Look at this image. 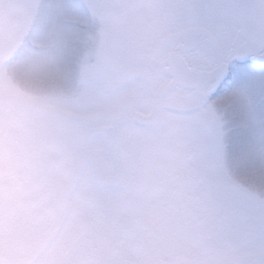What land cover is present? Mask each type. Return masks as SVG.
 Listing matches in <instances>:
<instances>
[{
    "label": "rangeland",
    "instance_id": "374dc122",
    "mask_svg": "<svg viewBox=\"0 0 264 264\" xmlns=\"http://www.w3.org/2000/svg\"><path fill=\"white\" fill-rule=\"evenodd\" d=\"M29 1L35 57L22 66L27 83L58 95V108L91 129L132 99L131 109L152 116L146 105L154 104L158 112L137 132L140 147L87 152L57 212L23 159L0 161V264H181L183 254L188 264H226L223 248L264 242V69L231 57L219 96L191 94L171 85L164 61L174 46L157 22L129 24L150 53L130 72L109 56L108 0ZM127 2L125 15L141 14L137 0ZM220 42L213 52L203 42L187 63L218 67L234 48ZM17 184L30 189L15 196Z\"/></svg>",
    "mask_w": 264,
    "mask_h": 264
},
{
    "label": "flooded vegetation",
    "instance_id": "af4514ba",
    "mask_svg": "<svg viewBox=\"0 0 264 264\" xmlns=\"http://www.w3.org/2000/svg\"><path fill=\"white\" fill-rule=\"evenodd\" d=\"M125 1L108 0L104 5L108 18L105 26L108 27V35H112L109 56L115 59L117 67H121L125 71L131 72L145 65L147 60L150 61V56H148L150 53L143 46L148 44L146 38L141 36L142 32H139L137 36L131 31L130 23L154 21L157 22L159 28L158 34L169 33V44L174 47L165 59V65L170 54L182 55L188 64L187 57L196 54L198 49H201L203 42L210 45L212 52L219 51L220 40L234 47L228 59L221 62L229 64L228 61L231 57L235 59V51L246 43L244 36L239 31L240 0H137L134 8L141 12L138 16L125 15L128 14L126 9L131 8L130 4ZM260 1V3L251 4V7L260 4L263 14L264 1ZM30 5L31 1L29 0H0V161L23 159L24 172L28 174L32 182L39 178L42 179L43 191L48 194L50 200L49 209L57 212L62 201L66 199L74 186L72 180L77 178L76 174L80 172L87 152L120 149L123 154L126 148L140 147L138 142H141V138L137 132L145 127H151L158 111L154 104L153 106L146 105L149 109L152 108V116L131 109L132 99L103 117V120L95 121V124L102 125L99 129H91L89 125H92V122L90 120L76 121L64 111V107L58 108V95L49 91H39L33 80L27 83L24 78L26 72L22 66L35 57L34 43L32 42L33 11ZM88 7L90 12H98L96 5L89 4ZM93 22L99 24L97 20H93ZM233 28L237 33L235 39L230 43V39L234 36V33H230ZM221 31L223 33L218 37L215 33ZM191 38L195 39V50L190 53H181L180 48L186 45L185 43ZM137 41L139 43H136ZM263 54L264 48L261 56ZM151 60L154 61V59ZM242 62L254 66L249 60ZM151 66L156 67L154 64ZM254 67L260 70L264 69V67ZM167 69L166 65V74ZM226 82L213 95L211 94L212 85L200 94L176 88L198 96L207 92L213 98L221 94ZM137 115L143 117L141 122L137 120ZM133 152H131L132 156L129 155V159L139 154L138 151ZM81 154L83 155L81 156ZM58 155H64V157ZM44 156H48L54 163V170L45 174L33 169L26 159ZM128 166L134 167L132 160ZM120 167L122 166L115 165L116 170ZM128 175L131 176L132 173H128ZM29 189L30 186L24 187L17 184L13 191L17 196ZM2 198V191H0V203L4 201ZM180 210L179 207L178 210L171 211L178 212ZM131 216L136 217V215ZM57 219L58 216L55 221ZM131 222L137 221L133 219ZM194 236L198 237L196 232ZM254 247L257 249L251 252L247 251L253 250ZM218 251L216 250V252ZM221 251L231 252L227 256L226 264H264L263 241L261 244L244 243L237 248L231 246V248H223ZM177 256L180 257L181 254ZM163 257L169 258L170 256L165 254ZM181 258L184 260L183 262L179 259L181 264H188L184 254Z\"/></svg>",
    "mask_w": 264,
    "mask_h": 264
},
{
    "label": "water",
    "instance_id": "95a60500",
    "mask_svg": "<svg viewBox=\"0 0 264 264\" xmlns=\"http://www.w3.org/2000/svg\"><path fill=\"white\" fill-rule=\"evenodd\" d=\"M239 19L240 34L245 38L246 43L241 45L235 52V60H249L251 64L258 67H264V54L261 56L264 48V13L262 14L260 4L251 7L255 2L260 0H240ZM264 1V0H263ZM264 10V8H263ZM195 39L191 38L183 47L180 48L181 53H190L195 50ZM168 66L167 75L170 76L171 85L180 87L188 91H195L197 94L211 87V94H216L223 86V83L230 77V66L227 63L208 72L198 67L190 68L186 64L182 55L170 54L166 61ZM213 83V84H212ZM138 121H142L143 117L136 116ZM30 166L41 172L47 173L54 170V163L48 158L34 157L26 158Z\"/></svg>",
    "mask_w": 264,
    "mask_h": 264
}]
</instances>
